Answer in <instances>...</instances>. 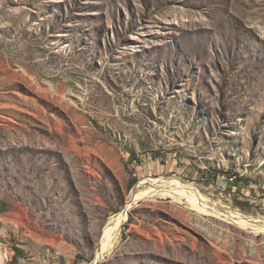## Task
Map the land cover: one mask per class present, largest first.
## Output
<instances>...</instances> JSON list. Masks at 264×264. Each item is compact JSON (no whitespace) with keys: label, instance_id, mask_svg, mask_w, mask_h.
<instances>
[{"label":"rangeland","instance_id":"1","mask_svg":"<svg viewBox=\"0 0 264 264\" xmlns=\"http://www.w3.org/2000/svg\"><path fill=\"white\" fill-rule=\"evenodd\" d=\"M0 200L3 264H264V0H0Z\"/></svg>","mask_w":264,"mask_h":264},{"label":"bare ground","instance_id":"2","mask_svg":"<svg viewBox=\"0 0 264 264\" xmlns=\"http://www.w3.org/2000/svg\"><path fill=\"white\" fill-rule=\"evenodd\" d=\"M155 180L157 182L161 183V185L159 187L155 188V190L157 191L158 194H169V195H173L176 197L177 196L181 197L186 193V190H188V189H186L187 188L186 184L177 183V181H175V180H171V179H169V180L155 179ZM134 198H136V194L132 195V200ZM193 200H194V198H193ZM129 205L130 204H128L127 207ZM127 207H126V209H127ZM126 209L117 213L115 216H113L108 221V224H106V227L104 228V240H103V243L101 245L102 247L100 249V254L104 251V248L106 247V245L113 240L116 232L118 231L120 226L123 224V222L126 220V218H127ZM236 215H238V214H236ZM235 217H239V215L235 216ZM0 264H3L1 255H0Z\"/></svg>","mask_w":264,"mask_h":264},{"label":"trees","instance_id":"3","mask_svg":"<svg viewBox=\"0 0 264 264\" xmlns=\"http://www.w3.org/2000/svg\"><path fill=\"white\" fill-rule=\"evenodd\" d=\"M130 152H131V158L134 159L135 152L133 150H130ZM205 171L206 172H209L210 174H213L214 176L217 177V175L219 173H221L222 170H218V169L210 166ZM231 178H230V180H231ZM233 178L234 179L231 180V181H233V183H236L237 185L241 184L240 187L246 188V189H249V190L253 191L252 184H253V182L255 180H253L251 177L245 176V175H241L240 173H237L236 176L233 177ZM137 180H138L137 178H133V180H132V186L137 182ZM0 208H1V210L3 209V202L1 200H0ZM131 219H132V217H131V214H130V220Z\"/></svg>","mask_w":264,"mask_h":264},{"label":"built area","instance_id":"4","mask_svg":"<svg viewBox=\"0 0 264 264\" xmlns=\"http://www.w3.org/2000/svg\"><path fill=\"white\" fill-rule=\"evenodd\" d=\"M234 178L232 177L231 180H233Z\"/></svg>","mask_w":264,"mask_h":264},{"label":"water","instance_id":"5","mask_svg":"<svg viewBox=\"0 0 264 264\" xmlns=\"http://www.w3.org/2000/svg\"><path fill=\"white\" fill-rule=\"evenodd\" d=\"M167 189V188H166Z\"/></svg>","mask_w":264,"mask_h":264}]
</instances>
